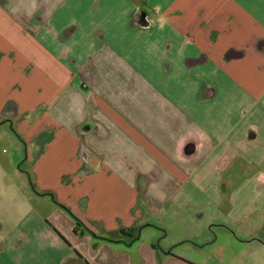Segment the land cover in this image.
Instances as JSON below:
<instances>
[{
    "label": "crops",
    "instance_id": "crops-1",
    "mask_svg": "<svg viewBox=\"0 0 264 264\" xmlns=\"http://www.w3.org/2000/svg\"><path fill=\"white\" fill-rule=\"evenodd\" d=\"M0 123V264H264V0H0Z\"/></svg>",
    "mask_w": 264,
    "mask_h": 264
},
{
    "label": "rangeland",
    "instance_id": "rangeland-1",
    "mask_svg": "<svg viewBox=\"0 0 264 264\" xmlns=\"http://www.w3.org/2000/svg\"><path fill=\"white\" fill-rule=\"evenodd\" d=\"M23 157L24 147L16 133L10 128L9 124L6 125V123H0V236H9L12 233L17 221L23 216L26 210L39 209L41 207L42 212L48 213L50 207L53 208V210L55 208L52 205L38 206L49 204L51 201L45 195H42L40 197L41 201H39V199H37L39 197L32 193L33 189L28 174L19 171L20 168L26 169L28 166L23 160ZM38 188L39 186H37L36 189ZM48 217L52 219V216H49V214ZM161 221L167 225L166 227L172 229L173 233L178 234L183 230V228L179 226H172L173 223H170V226H168L166 220L162 219ZM207 221L208 216L197 222L199 224H204L207 223ZM211 229L220 232L218 227H211ZM252 230H254V228ZM232 234L239 239L246 236L243 229H240V227H235ZM219 236V242H221V240H223L222 236L226 237L228 235ZM253 237L254 239L251 241L255 245L258 236L255 234ZM176 248V251L180 250L178 249L179 247ZM223 255V259L218 260L217 258L214 260L216 264H226L228 254L227 252H224Z\"/></svg>",
    "mask_w": 264,
    "mask_h": 264
},
{
    "label": "trees",
    "instance_id": "trees-1",
    "mask_svg": "<svg viewBox=\"0 0 264 264\" xmlns=\"http://www.w3.org/2000/svg\"><path fill=\"white\" fill-rule=\"evenodd\" d=\"M79 225H80V221L78 219H76V221H75V228H74V231L75 232H76V227L79 226ZM121 233H123V232H121ZM78 256H79V254H78Z\"/></svg>",
    "mask_w": 264,
    "mask_h": 264
}]
</instances>
